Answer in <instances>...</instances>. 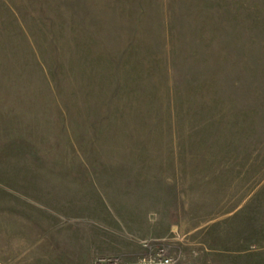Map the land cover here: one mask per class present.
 I'll return each instance as SVG.
<instances>
[{
	"label": "rangeland",
	"instance_id": "374dc122",
	"mask_svg": "<svg viewBox=\"0 0 264 264\" xmlns=\"http://www.w3.org/2000/svg\"><path fill=\"white\" fill-rule=\"evenodd\" d=\"M152 162L189 225L244 203L264 228V0H0V264L38 263L25 219L93 214L73 183L144 184ZM244 222L223 246L264 247Z\"/></svg>",
	"mask_w": 264,
	"mask_h": 264
},
{
	"label": "crops",
	"instance_id": "0c3cea01",
	"mask_svg": "<svg viewBox=\"0 0 264 264\" xmlns=\"http://www.w3.org/2000/svg\"><path fill=\"white\" fill-rule=\"evenodd\" d=\"M119 159L122 160V157ZM155 164L152 162L148 168L152 174L148 179L150 182L144 184L73 183L72 192L75 195L72 200L92 205L93 214L69 218L71 221H64L59 215L30 219V224L37 225L36 232L30 231L25 219L23 229L18 231L17 228L14 233L17 235L15 244L23 246L25 252L34 249L39 258L37 264H93L99 256L131 259L145 254L152 249L151 246L159 245L155 242L168 239L179 241L176 245L178 264H264L262 246L246 249L237 245L234 248L223 246L224 241L230 243L231 240L244 238L245 234L247 237L249 232L244 226L247 218L253 221L254 229L264 230L261 226L256 227L258 218L248 214L244 215L246 217L238 215L244 203L226 215L217 214L209 218L203 212L202 217H194L193 224L189 225L174 211L172 213V202L171 205L161 198L159 183L153 176ZM254 196L246 203H251ZM51 199L57 204L61 196L57 194Z\"/></svg>",
	"mask_w": 264,
	"mask_h": 264
},
{
	"label": "built area",
	"instance_id": "2783aa9c",
	"mask_svg": "<svg viewBox=\"0 0 264 264\" xmlns=\"http://www.w3.org/2000/svg\"><path fill=\"white\" fill-rule=\"evenodd\" d=\"M94 264H178V257L167 255L161 249L131 260L120 257L99 256L94 260Z\"/></svg>",
	"mask_w": 264,
	"mask_h": 264
}]
</instances>
